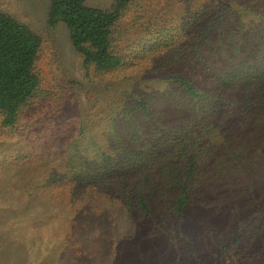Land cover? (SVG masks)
<instances>
[{
    "label": "rangeland",
    "instance_id": "rangeland-1",
    "mask_svg": "<svg viewBox=\"0 0 264 264\" xmlns=\"http://www.w3.org/2000/svg\"><path fill=\"white\" fill-rule=\"evenodd\" d=\"M112 1L87 4L109 7ZM220 2L229 11L240 9L241 2L264 8V0H133L117 25L121 64L96 71L84 65L64 23L48 25L49 0H0V13L42 37L36 63L40 89L16 126L0 125V264H264V139L259 135L264 134V108L259 121L251 122L257 142L251 144L247 130L237 141L232 124L246 107L240 81L253 75L255 67L245 68L233 89L220 85L217 74L225 69L219 65L229 67L224 54H234L232 48L220 50L230 36L225 45L220 43L225 29L217 22L208 36L201 30L208 10ZM248 26L245 44L257 46ZM201 39L209 48L199 45L202 59L192 48ZM219 59L222 63L214 65ZM208 66H214L212 73ZM176 75L191 80L202 95L188 94L173 80ZM188 120L202 131L220 124L214 136L203 134L204 139L221 142L224 132L231 138L228 144L248 147L252 165L231 189L223 183L196 197L182 219L165 217L164 222L166 211L156 205L149 216L128 207L76 210L67 206V191L60 195L58 185L42 187L43 176L61 170V160L71 155L66 149L72 146H63L80 135L82 122V136L90 134L117 152L123 141L138 149L146 141L169 146V131ZM112 131L122 137L121 144ZM93 146L81 149L87 160L95 154ZM199 157L203 167L213 164L210 153L201 151ZM237 226L239 240L233 245L229 236ZM224 238L226 243H219Z\"/></svg>",
    "mask_w": 264,
    "mask_h": 264
},
{
    "label": "trees",
    "instance_id": "trees-1",
    "mask_svg": "<svg viewBox=\"0 0 264 264\" xmlns=\"http://www.w3.org/2000/svg\"><path fill=\"white\" fill-rule=\"evenodd\" d=\"M132 1L113 0L109 7H99L88 5L87 0H49L48 25L55 27L60 22L65 24L72 45L82 55L86 67L93 66L96 71L111 70L122 62L123 54L116 43L117 25ZM228 6L225 2H220L215 5L213 11L208 10V20H205L201 30L208 36L217 22L225 29L220 43L225 45L227 36H230L227 46L220 48L222 51L226 50L225 47L233 50L232 57L224 54L229 67L221 62L222 59L213 63H222L219 65L220 71L225 69L220 75L217 74L220 85L233 89L243 78V70L255 67L253 75L250 76L248 71L247 76L250 77L240 81V86L246 93L243 101L246 107L242 114L239 113L231 129L233 134L238 135L237 141L242 140L244 130L252 132L250 141L254 145L259 138L253 137L255 127L252 128L251 122L254 124L259 121L264 108V8L241 2L240 9L229 11ZM251 15L254 18H251ZM246 22L249 24H245ZM244 24L249 25L247 28H251V34H255L254 42L257 46L253 42L245 44ZM203 43L201 39L192 45L201 59L199 45L202 50L207 48L202 46ZM41 47V35L10 14L0 13L1 126H16L24 109L38 93L41 79L36 71V63ZM250 59L252 60L248 62ZM208 68L212 73L214 66ZM214 75L216 74L213 73ZM173 80L180 83L188 94L194 97L202 95L186 77L176 75ZM144 105L142 108L146 109ZM112 123V130H115L116 122ZM84 124H79L80 135L63 146L72 148L66 149L71 151V155L61 160V170L52 169L47 172L43 176L42 184V187L58 185L60 195L67 191V206L76 210L85 207L91 211L104 212L115 207H128L137 208L143 215L149 216L156 205L166 211L161 218H164V222L165 217H168V220L172 217L182 219L188 205L196 201V197L217 190L223 183L227 188H232L239 176L247 172L252 165L248 160L252 156L249 157L248 147L241 148L240 142L235 146L228 144L227 141L231 138L224 132L221 142L209 144L204 139L206 135L203 134L210 133L214 136L221 128L220 124H214L210 129L206 127V130L202 131L198 123L188 120L186 125L169 131L168 136L164 135L171 141L169 146H162L158 141H146L139 145V149L127 146L122 137L112 131L120 137V144L123 141L121 146L118 145L121 151L117 152H112L113 146L109 144L108 147L100 144L90 134L82 136L86 128ZM260 127L264 128V123H261ZM259 135L264 139V134ZM92 143L96 149L95 154L87 160L88 156H85L81 149ZM200 150L210 153L213 163L211 167H203L200 164ZM66 178H69L70 182L66 183ZM242 188L248 189L246 185ZM177 225L182 229L184 236L188 237L183 230V224L180 225L179 222ZM168 227L171 231L175 230L170 225ZM240 230V226H237L229 236V239L233 238V245L239 240ZM223 241L226 243L225 238L220 239L219 243ZM194 252L198 253L196 250Z\"/></svg>",
    "mask_w": 264,
    "mask_h": 264
}]
</instances>
